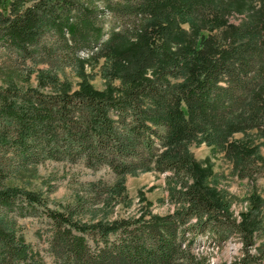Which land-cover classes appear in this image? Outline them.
Instances as JSON below:
<instances>
[{"label": "trees", "instance_id": "obj_1", "mask_svg": "<svg viewBox=\"0 0 264 264\" xmlns=\"http://www.w3.org/2000/svg\"><path fill=\"white\" fill-rule=\"evenodd\" d=\"M24 1L0 0V195L47 159L118 174L150 166L166 143L234 123L264 83V10L246 0ZM240 10L239 22L226 18ZM182 22L222 29L195 37ZM93 55L105 56L103 74L118 84L90 83ZM164 230L111 248L131 254L120 264H145L150 243L165 255L175 232Z\"/></svg>", "mask_w": 264, "mask_h": 264}, {"label": "rangeland", "instance_id": "obj_2", "mask_svg": "<svg viewBox=\"0 0 264 264\" xmlns=\"http://www.w3.org/2000/svg\"><path fill=\"white\" fill-rule=\"evenodd\" d=\"M246 2L264 10V0ZM243 16L240 10L226 18L237 23ZM181 26L195 37L219 36L222 29ZM106 62L104 55L86 62L95 88L104 89L108 79L120 82L103 74ZM235 120L220 130L168 142L150 166L121 174L82 161L40 163L0 195V264H120L131 254L114 251L112 239L157 241L167 227L175 234L165 255L148 243L152 250L142 254L145 264H264V83ZM187 208L201 213L181 224ZM80 239L85 247L77 244ZM158 256L163 258L153 261Z\"/></svg>", "mask_w": 264, "mask_h": 264}]
</instances>
